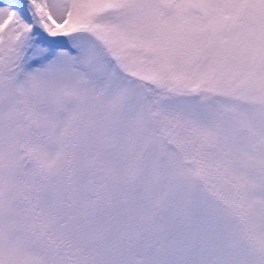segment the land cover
Instances as JSON below:
<instances>
[{"label":"snow or ice","instance_id":"obj_1","mask_svg":"<svg viewBox=\"0 0 264 264\" xmlns=\"http://www.w3.org/2000/svg\"><path fill=\"white\" fill-rule=\"evenodd\" d=\"M0 264H264V0H0Z\"/></svg>","mask_w":264,"mask_h":264}]
</instances>
